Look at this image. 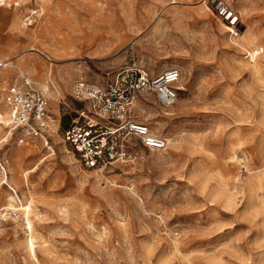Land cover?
I'll use <instances>...</instances> for the list:
<instances>
[{
    "label": "rangeland",
    "instance_id": "374dc122",
    "mask_svg": "<svg viewBox=\"0 0 264 264\" xmlns=\"http://www.w3.org/2000/svg\"><path fill=\"white\" fill-rule=\"evenodd\" d=\"M228 1L237 31L207 0H35L31 25L0 5V114L24 71L54 119L43 152L0 123V264H264V0ZM133 62L182 71L173 106L136 107L167 146L84 169L72 84Z\"/></svg>",
    "mask_w": 264,
    "mask_h": 264
},
{
    "label": "built area",
    "instance_id": "2783aa9c",
    "mask_svg": "<svg viewBox=\"0 0 264 264\" xmlns=\"http://www.w3.org/2000/svg\"><path fill=\"white\" fill-rule=\"evenodd\" d=\"M207 1L215 17L231 31H237L242 16L232 4L228 0ZM0 5L23 13L28 25L43 13L35 0H0ZM262 53V49H255L250 55L257 58ZM1 66L7 63L0 62ZM181 78L182 71L177 66L155 72L133 62L107 72L101 82L75 81L72 97L84 102L85 107L76 110L67 138L81 166L99 171L129 161L137 144L151 150L165 149L167 139L140 120L136 107L144 96L155 97L164 107L173 106L182 90ZM3 101L7 112L0 114V123L9 129L18 145H34L41 152L51 149L49 137L54 119L49 98L29 74L20 72L3 89Z\"/></svg>",
    "mask_w": 264,
    "mask_h": 264
},
{
    "label": "bare ground",
    "instance_id": "6f19581e",
    "mask_svg": "<svg viewBox=\"0 0 264 264\" xmlns=\"http://www.w3.org/2000/svg\"><path fill=\"white\" fill-rule=\"evenodd\" d=\"M225 26H226V25H225ZM226 28L231 29L229 26H226ZM235 35H236V36H240V34L237 33V32L235 33ZM6 63L9 64V62H6ZM32 68H34V69L37 68V65H36V64H32ZM21 72H24V71H21ZM42 84H43V87L45 88V90L48 91V90H49V86L47 85V82L44 81ZM180 87H181L182 89H185V87H184L183 85H181V84H180ZM168 114H169V113H168ZM27 223H28V224H27V225H28V228L30 229V231H31V233H32V232H33V227H32V224H31V222H30L29 219L27 220ZM31 247H32V248L34 247V245H33V240L31 241Z\"/></svg>",
    "mask_w": 264,
    "mask_h": 264
},
{
    "label": "crops",
    "instance_id": "0c3cea01",
    "mask_svg": "<svg viewBox=\"0 0 264 264\" xmlns=\"http://www.w3.org/2000/svg\"><path fill=\"white\" fill-rule=\"evenodd\" d=\"M15 10V9H14ZM17 10V9H16ZM60 121H61V118H60Z\"/></svg>",
    "mask_w": 264,
    "mask_h": 264
}]
</instances>
